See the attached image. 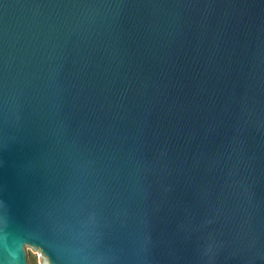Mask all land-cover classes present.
Instances as JSON below:
<instances>
[{"label": "water", "instance_id": "95a60500", "mask_svg": "<svg viewBox=\"0 0 264 264\" xmlns=\"http://www.w3.org/2000/svg\"><path fill=\"white\" fill-rule=\"evenodd\" d=\"M264 264V0H0V264Z\"/></svg>", "mask_w": 264, "mask_h": 264}, {"label": "rangeland", "instance_id": "374dc122", "mask_svg": "<svg viewBox=\"0 0 264 264\" xmlns=\"http://www.w3.org/2000/svg\"><path fill=\"white\" fill-rule=\"evenodd\" d=\"M31 264H48L42 253L33 247L31 250Z\"/></svg>", "mask_w": 264, "mask_h": 264}]
</instances>
